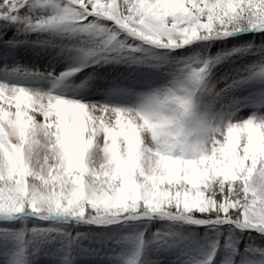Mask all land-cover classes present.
Listing matches in <instances>:
<instances>
[{
	"label": "snow or ice",
	"instance_id": "1",
	"mask_svg": "<svg viewBox=\"0 0 264 264\" xmlns=\"http://www.w3.org/2000/svg\"><path fill=\"white\" fill-rule=\"evenodd\" d=\"M241 32L264 33V0H0V240L21 254L58 243L105 264L127 244L139 254L159 221L153 243L167 244L176 225L206 229L201 264L222 246L224 264H264V120L233 119L224 105L233 89L264 81V63L217 78L238 54L264 57V45L173 55ZM21 45L75 63L59 75L12 66ZM109 64L125 70L119 86L148 88L137 106L31 83L58 86ZM29 218L33 227H17Z\"/></svg>",
	"mask_w": 264,
	"mask_h": 264
},
{
	"label": "rangeland",
	"instance_id": "2",
	"mask_svg": "<svg viewBox=\"0 0 264 264\" xmlns=\"http://www.w3.org/2000/svg\"><path fill=\"white\" fill-rule=\"evenodd\" d=\"M11 36V32L8 33L7 36H5V39H8ZM19 39H23V37H19ZM29 39H35V37H30ZM249 45L258 46V45H264V33L261 35H253L250 37H245V39H242L240 41H234L232 42H226V41H216L211 43L210 46H201L196 45L195 48H193L191 51L185 52L184 54H180L178 56L182 55H189L194 52H200V53H207L210 56H215L217 54H222L224 52L233 50V49H241V48H247ZM19 54V52H18ZM1 59V57H0ZM264 63V57L253 55V54H238L233 57V62L223 64L222 67L219 66V71L217 73V78H219L220 75L225 76H231V74L236 71L237 69H246V68H252L254 66L260 65ZM16 66H28L29 68H33L34 66H37L39 71H47V72H53V74H57L55 69H49V67L45 68L43 65L39 66L33 63L32 64H16ZM99 72H103L100 70ZM47 69V70H46ZM114 70V67H112ZM111 73L107 72L104 73V75H100V77L107 79V74L111 76L112 78L115 76V71ZM98 71V70H97ZM93 70V74H94ZM106 72V71H104ZM91 75L90 78L84 77L83 79H91L96 81L95 83L99 82L97 80L98 74ZM1 75V74H0ZM8 74H4L3 76H7ZM89 76V75H88ZM82 81V80H79ZM77 81V82H79ZM119 82V80H118ZM160 81H157L153 87L159 86ZM105 87V93L102 95H99V97H91L87 95H76V96H66L64 98L70 99V100H78L80 102L86 103V104H105L110 107H118V108H133L138 105L140 102V97L143 95L148 88L144 87L140 90H134L131 88H127L124 90L126 91H118L119 89H123V87L118 85L115 86V84H111L110 82L104 85ZM218 87H223V83L219 84ZM110 89H113V91H109ZM247 94L253 95V97H258L264 95V81L261 80H254L250 81L248 84L243 85L241 87L235 88L232 90L230 95L226 98L232 100H237V97H242L243 92L247 91ZM109 91V92H108ZM246 94V95H247ZM225 99V101H226ZM263 99V98H261ZM263 103V102H262ZM236 104V103H235ZM257 117H255L258 120H262V116H264V105L262 107H259V111L257 113ZM248 116L243 114V117L241 119H247ZM34 218H29L25 221V223L17 224L18 228H30L35 225ZM164 230L162 227L161 222L156 221L153 222L149 233L146 235L145 238V244L143 248H152L151 253H147L141 256V252L139 251V254H137V248L135 244H127L124 245V249L118 250L117 253V260H110L111 264H124L125 260L128 259H135L137 261V264H152L155 261L156 252L160 246H164L165 244L161 243H153L151 238V233H155L157 231ZM172 235L169 238V242H173L181 247V249L187 252V260L188 264H201V262L206 258V254L208 251V246L212 242L211 235L206 231L204 228L195 227V226H186V225H176L173 226L171 229ZM223 243V242H222ZM240 244L241 251H243V242L238 241ZM20 245L15 244H9L6 241L0 240V264H12V261L14 258H19L23 261V264H81L86 259L83 257L78 249H69L64 248L63 246H60L58 243H54L52 245H49L48 243H40V244H25L23 246L24 251L21 254L20 253ZM142 248V249H143ZM141 250V249H140ZM230 250L224 248L223 246L218 250L217 255L215 257L214 264H224V260L230 255Z\"/></svg>",
	"mask_w": 264,
	"mask_h": 264
},
{
	"label": "bare ground",
	"instance_id": "3",
	"mask_svg": "<svg viewBox=\"0 0 264 264\" xmlns=\"http://www.w3.org/2000/svg\"><path fill=\"white\" fill-rule=\"evenodd\" d=\"M238 35V34H235ZM234 35V36H235ZM232 36V37H234ZM3 52L2 49H0V53ZM19 52V54H18ZM15 61L14 63L18 64H36V65H43L45 68L49 67V69H55L54 71L57 72V74L53 75H59V73L68 71L70 67L75 63L74 58L72 57H65V56H57L54 50L49 49H41L39 47L33 48L28 47L26 45L18 46L15 49ZM22 67V66H21ZM24 68H29L28 66L23 65ZM114 67V70L112 69ZM222 67V65H221ZM4 65H2V62L0 60V69H3ZM31 69V68H29ZM32 70H38L37 66H34ZM47 70V69H46ZM93 70L97 72L98 77L97 80L99 82L95 83L96 81L87 79L90 78L93 74ZM98 70V71H97ZM100 70L103 72H99V68H85L84 71L77 73L73 77H71L69 80L63 82L62 84L58 86H54L53 82L51 80H43L39 82H31L33 85H37L42 88L44 91L51 90L52 94L54 95H62L63 97L69 96H76V95H100L102 93H105V90L103 86L107 83L118 85V80L120 81L123 79L121 76V73H123L125 70L123 66L121 65H113L109 64L104 67H101ZM115 71V76L112 78L107 74V79H104L100 77V75H104V73H111V71ZM106 71V72H104ZM94 72V74H96ZM53 73V72H52ZM93 74V75H94ZM89 75V76H88ZM84 77H87L86 79H83ZM82 80V81H79ZM79 81V82H77ZM143 86H138L135 88H131L134 90H140L143 89ZM109 91H113V89H110ZM119 91H126L123 89H119L116 92ZM245 93L243 98V101H239L241 98L240 96L237 97V100L229 101V99H226L224 101L225 105V111L233 118V119H241L243 117V114L247 115L248 118H255L257 117V113L259 111V107H262L264 105V95L261 97H253L251 94ZM263 98V99H261ZM263 102V103H262ZM236 103V104H235ZM247 118V119H248ZM262 120H264V116L261 117ZM125 247L122 246L120 249H124ZM119 249V250H120ZM152 248H143L140 250L141 256L147 253H151ZM156 252L155 261L152 264H188L187 260V252L181 249L180 246L173 243L172 241L164 246H160ZM80 264V263H79ZM81 264H100L99 261H91L90 259H85L83 263ZM105 264H111L110 261L105 262Z\"/></svg>",
	"mask_w": 264,
	"mask_h": 264
},
{
	"label": "trees",
	"instance_id": "4",
	"mask_svg": "<svg viewBox=\"0 0 264 264\" xmlns=\"http://www.w3.org/2000/svg\"><path fill=\"white\" fill-rule=\"evenodd\" d=\"M173 55H175V54H173Z\"/></svg>",
	"mask_w": 264,
	"mask_h": 264
}]
</instances>
